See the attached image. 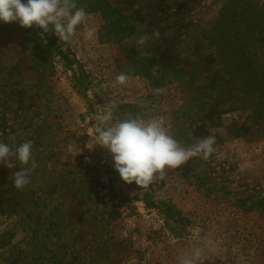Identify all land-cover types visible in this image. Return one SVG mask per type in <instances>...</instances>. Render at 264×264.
Returning a JSON list of instances; mask_svg holds the SVG:
<instances>
[{"label": "rangeland", "instance_id": "rangeland-1", "mask_svg": "<svg viewBox=\"0 0 264 264\" xmlns=\"http://www.w3.org/2000/svg\"><path fill=\"white\" fill-rule=\"evenodd\" d=\"M108 1L132 15L134 34L120 42L102 39L101 13L85 9L86 22L61 41L87 74L84 95L61 59L50 58L35 26L0 22V139L32 140L39 165L18 190L12 173L21 165L0 164V232L13 234L0 248V264L16 255V264H179L182 253L190 258L197 249V264H264V131L242 98L239 77L221 64L213 35L228 0ZM89 27L95 35L86 40ZM157 29L158 39L138 47L141 35ZM246 40L264 74V50L253 37ZM172 68L192 71V80L177 78ZM121 72L127 83L113 87ZM197 86L203 112L185 115L198 104L188 99ZM106 109L114 121L157 118L183 147L215 136V151L147 187L128 184L111 154L94 145L96 116ZM161 201L186 220L166 218Z\"/></svg>", "mask_w": 264, "mask_h": 264}, {"label": "clouds", "instance_id": "clouds-1", "mask_svg": "<svg viewBox=\"0 0 264 264\" xmlns=\"http://www.w3.org/2000/svg\"><path fill=\"white\" fill-rule=\"evenodd\" d=\"M86 19L85 8L78 7L76 0H0V22H18L25 28L35 26L42 29L41 38L45 33H54L59 41L69 42L77 26L84 24ZM94 35V29L89 27L84 39L90 40ZM159 37L157 29L151 36L141 35L136 43L143 47L149 40ZM127 81L128 75L121 72L112 86L124 85ZM96 119L99 126L94 145L111 154L113 168L128 184L135 182L140 187H147L156 179H163L167 170L176 169L194 157L208 159L215 151V136H206L192 146L183 147L157 118L144 120L137 116L114 121L112 111L106 109L97 114ZM8 139L10 143L0 139V164L9 169L16 167L17 162L21 165V170L13 172L12 178L13 187L23 190L31 183L30 173L39 166L32 152L33 141L25 140L17 145L13 134ZM47 167L51 170L52 163L48 162ZM200 258L199 249L190 258L187 253H182L179 264H197Z\"/></svg>", "mask_w": 264, "mask_h": 264}, {"label": "trees", "instance_id": "trees-1", "mask_svg": "<svg viewBox=\"0 0 264 264\" xmlns=\"http://www.w3.org/2000/svg\"><path fill=\"white\" fill-rule=\"evenodd\" d=\"M85 1V9L101 13L104 21L100 33L102 39L120 42L135 33L136 27L132 15L123 13L118 6L112 5L108 0H76V4L83 5ZM235 16H239V19L235 20ZM239 21L243 22V25L239 31H234L236 23ZM36 30L39 33L42 32V29L36 28ZM213 33L217 40L216 49L221 64L227 72L234 73L239 77L242 98L247 103L255 123L264 131V74L258 71L256 64L249 57L246 40V38L253 37L264 50V6L258 7L248 0H228L221 8L214 23ZM43 39L46 41L50 58L53 59L58 56L61 59L65 68L72 72L73 87L84 95L88 89L87 74L82 69L80 62L63 49V42L61 43L54 33H45ZM128 52L132 55L131 49ZM148 61L150 66L155 65L156 57L152 56ZM142 72L145 75L148 74L147 70H142ZM171 73L177 78L187 75L192 80L193 77L192 71H186L182 68H172ZM43 75L44 71L41 70L40 77L42 78ZM194 91L196 94H191L188 99L197 100L200 105L194 106L193 110L183 111L182 109L185 115L203 112L201 99L204 92L198 86L194 88ZM13 191L11 188L8 193L11 194ZM144 201L149 207L155 206L147 193H145ZM159 205L163 207L162 212L166 218L175 219L179 222L186 220L181 215L180 210L175 209L173 205L164 201H161ZM116 216L117 213L113 217ZM12 236L13 234L7 231L0 232V248L4 249L5 245L10 243ZM18 258L19 255L13 258L9 257L2 264H16Z\"/></svg>", "mask_w": 264, "mask_h": 264}]
</instances>
